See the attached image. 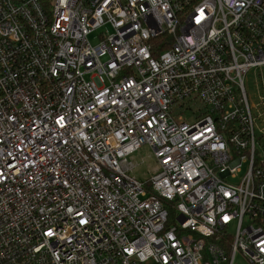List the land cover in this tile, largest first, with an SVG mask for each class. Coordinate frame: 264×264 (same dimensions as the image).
Returning a JSON list of instances; mask_svg holds the SVG:
<instances>
[{
	"label": "built area",
	"instance_id": "obj_1",
	"mask_svg": "<svg viewBox=\"0 0 264 264\" xmlns=\"http://www.w3.org/2000/svg\"><path fill=\"white\" fill-rule=\"evenodd\" d=\"M252 69L264 0H0V264H264Z\"/></svg>",
	"mask_w": 264,
	"mask_h": 264
},
{
	"label": "rangeland",
	"instance_id": "obj_2",
	"mask_svg": "<svg viewBox=\"0 0 264 264\" xmlns=\"http://www.w3.org/2000/svg\"><path fill=\"white\" fill-rule=\"evenodd\" d=\"M103 29L97 30L96 32L92 33L88 40L89 42L94 45L98 42V36L103 32ZM264 72V71H263ZM260 70H249L244 77V89L246 92V97L248 103L251 108V112L253 116L257 119L255 123V141L257 145L258 152H264V122L258 120V115H264V107L261 104L260 98L264 95V77L261 79L259 77ZM185 107L180 112V117L185 121H190V112L186 110ZM132 161L136 164V169L133 172V175L136 176L138 180L145 182L149 177V172H152L155 168L154 160L152 158L151 150L145 146L142 147L139 151H137ZM243 173L237 174L235 179L229 178V182H236L242 177ZM235 264H248L243 257L238 255L235 259Z\"/></svg>",
	"mask_w": 264,
	"mask_h": 264
}]
</instances>
